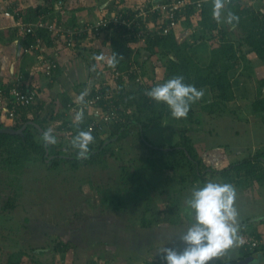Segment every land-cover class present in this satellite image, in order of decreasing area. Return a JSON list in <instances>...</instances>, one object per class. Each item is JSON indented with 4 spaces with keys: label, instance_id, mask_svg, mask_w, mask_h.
<instances>
[{
    "label": "rangeland",
    "instance_id": "obj_1",
    "mask_svg": "<svg viewBox=\"0 0 264 264\" xmlns=\"http://www.w3.org/2000/svg\"><path fill=\"white\" fill-rule=\"evenodd\" d=\"M28 1L30 2V0H26V2ZM53 1V10H50L51 14H49L50 21L58 24L57 17L62 13L66 1L60 0L63 3L61 9H55L57 0ZM101 1L102 3L106 2V0ZM145 1H138L139 7H141L138 9L148 5ZM129 2L130 0L126 1L128 4ZM259 2L264 7V3ZM239 5L243 9H249L251 13L256 15L264 13L251 8L252 4L248 0L239 1ZM195 33L198 35V30ZM241 35L243 36V33ZM142 44L140 45L138 42H135V44L126 43L124 49L121 47L115 52V56L122 59L121 57H125L123 55L129 51L130 60L127 63H134V54L136 50L140 49L138 61L142 63V57L146 54ZM90 51L95 53L94 49H89L90 56ZM104 52H106V49ZM49 54L52 55V53ZM111 57L110 54L104 56V58L102 54L96 55L99 74H94L89 78L94 79V81L95 79L98 80L97 83L106 81L105 83L102 82V85H112L109 72L113 67L108 64ZM166 63L165 58L159 53L149 57L147 62L143 63L138 69L139 78L143 79L142 82H145L154 77V82L157 85L161 84ZM134 64L138 66L136 63ZM117 67L122 68L119 65L114 68ZM52 80V78L47 79V83L50 85ZM124 86L135 90L137 85L127 82ZM83 89V91L86 90L85 87ZM249 100L251 99H235V102L231 104L228 102L219 106L215 105L214 110L219 111L218 115L224 116L229 112V115L234 116L229 117L227 123L220 119L223 116L218 117L216 115L217 117L213 118L206 111H203L202 105L204 102L200 101L195 107V117H199L198 123H177L173 125L169 123L168 119H165L162 126L145 130L144 135L152 145L163 147L166 150L179 141L174 130L179 129V127H188L191 130L187 135L192 139L197 151H200L201 148L206 149L205 152L201 151V154L197 152L198 155L195 154L196 159L205 158L206 164L211 165L209 163L210 157L206 155L207 153L213 154L208 150V139H210V142L219 141L221 143L219 145L225 144L220 148L223 153L227 150L228 145L229 152L233 151L237 144L245 145L244 140L246 139L254 144H258L260 140V142L264 141V119L256 116V113L260 112L253 108L254 101L257 99H253L252 103V100L250 102ZM211 101L213 99H209L206 104L211 103ZM57 106V100L55 102L51 100L46 108L54 111ZM45 110L40 115L44 114ZM133 111L134 107H123L121 111L123 114H118L117 123H124L127 115H131ZM88 117L86 116L84 119ZM238 118L240 119L238 120ZM11 121H13V125L7 126H14L16 121ZM215 127H217L216 130ZM253 130H256L257 133ZM260 132H263V134ZM68 134L70 132L67 130L65 133L57 134L55 146L70 151V142L73 136L72 133V137ZM237 134H240L239 137H235ZM59 138L61 140H58ZM34 139L41 142L37 136ZM209 147L211 146L209 145ZM113 149L116 150L117 157L109 156L104 162L96 166H84L74 169L70 167L69 163H63L57 169L49 170L46 163L36 158V160L32 159L26 162L19 173L12 165L7 166L4 164L3 160L6 159V154L0 156V264H5L13 254L15 256L12 259L20 261V264H36L32 263L36 259H39L41 264H145L150 259H156V255L160 254V249L152 248L147 243L145 235H141L139 232L137 234V245L134 243V231L138 227H142L138 223L141 216L154 223L158 221L157 225L151 227H169V225L191 224L193 222L185 201L190 196L193 188L201 187V184L199 182L191 183V179L185 170L188 167L181 169V174L178 170L166 171L159 168L142 167V161L149 156V151L139 142L135 131L126 136L122 144H115ZM263 149L264 146L258 151ZM229 152H226L225 155L227 162L234 163L243 158L240 157L241 155H237L236 150L231 155ZM256 153L257 151L252 155L254 156ZM252 155L249 156L252 157ZM130 161H132L133 166H137L138 175L134 180V185L140 188L139 191L143 198L138 199L137 203L121 208L123 210H116L114 200L111 201L107 193L109 190V194L114 196L119 191L120 168L123 163H126L125 167H127ZM206 164L203 163L205 167H207ZM243 178L242 175L241 179L236 178L234 180V184L230 183L235 187L236 196L241 195L242 192H251L255 197L260 198L263 192L259 191V184H251L250 181L243 180ZM237 180L243 181V183L238 186L235 184ZM7 202L13 208H5ZM164 205L165 209L169 205L175 209L174 212L176 213L169 212V214H165L163 211L164 213L158 214L157 210H161ZM243 216L244 213L241 210L238 218ZM169 217L171 220H177V222L171 224V221H166ZM24 218H27L28 222L24 221ZM261 234H264V226ZM59 243H68L70 246L64 258H61L58 253H53V249ZM170 248L177 249V246L171 244ZM41 249H49V253L46 256L29 253ZM80 250L81 254L79 253ZM51 257L54 258L51 260ZM136 260L140 263H137ZM78 261L80 263H77ZM153 262L151 264H155ZM162 264H165V262H162Z\"/></svg>",
    "mask_w": 264,
    "mask_h": 264
},
{
    "label": "trees",
    "instance_id": "obj_2",
    "mask_svg": "<svg viewBox=\"0 0 264 264\" xmlns=\"http://www.w3.org/2000/svg\"><path fill=\"white\" fill-rule=\"evenodd\" d=\"M175 1L178 0H148L147 6L149 7L153 5L154 2L170 3ZM183 1H189L194 4L187 7L184 12L180 14V17L182 14L183 15L180 19L181 22H179V27H185L187 30H190V33H192L193 26L196 23V25L202 29V33L204 35L200 34L192 38V36L195 35L193 34L190 37L192 39L184 38L183 40H179L173 31H171L168 35L161 37L149 35L145 40V43L142 44V48L146 52V60L149 57L156 55L157 53L165 58V61L167 63L164 69L165 73L162 78V83L174 76L182 75L186 84H192L197 89L208 88L213 94L214 98L211 103L206 104L208 99H201L191 105L186 119H175L171 116L169 109L165 105H158L145 95L146 91L157 85L154 82V77L150 78L148 81L145 79L146 81L140 84L136 82L137 73L135 72L137 71L134 69L135 72L129 73L127 82L136 84L137 86L135 87V90H133L132 88L129 89L127 86H124L122 80L113 79H111L112 85H101L100 89L98 90L88 88L89 97L95 95L96 93H109V105L110 107L114 106L115 108H117V114H123V112H121L123 107H134V114L132 113L131 115H127L124 123L111 124L102 133L91 132L92 136L94 137V142L89 145L90 154L88 159L78 160L76 158L77 151L72 147L69 151L55 145L47 146L48 157H46L45 144L41 140L42 134L39 133V130L30 126L26 128V130L24 131V135L0 134V156L6 154V159L4 158L5 160H3L4 164H6L7 166L12 165V167L15 168L19 173L23 169V166L26 162H29L32 159L36 160V158H38L43 163H46V159L49 158L50 155H54V158L46 163L49 170H55L63 163H69L70 167L74 169H78L84 166H96L104 162L109 156L116 158L117 153L116 150L113 149V146L115 144H122V141L125 139V137L135 131L138 136L139 142L149 151V156L146 158V160L144 159L142 161V167L151 169L159 168L166 171L178 170L180 174L181 169H184V167H188V169L185 170L186 174L191 179V183L193 184L195 182H199L201 184V187L209 181L234 184V180L236 178L241 179L242 175L244 176L243 180H248L251 182V184H263L264 149L257 151V153L252 157H246L237 162L231 163L220 170H215L208 166L205 167L201 159H196V149L192 143V139L187 135L191 130L188 127H179V129L174 130V132L178 135L179 141L176 142L174 146L166 150H164L163 147H155L154 145H152L144 135L145 130L162 126L165 119H168L169 123L173 125L177 123H198L199 117H195V107L200 103V101L204 102L202 108L203 111H206L208 113V115H218L219 111L214 110L215 105L219 106L220 104H225L233 100V93L228 77L229 69L226 66V63L230 60H236V51L234 48V44H232L227 39L229 28L232 26L227 24L226 22H223L224 16H226L227 11L230 10L240 17L238 25L235 26V28H238L243 33V38L239 45L248 47L249 51L255 53L256 56L264 64V13L256 15L254 13H251L249 9L241 8V6L239 5V1L241 0H230V3L226 5L225 12L222 14L221 22L217 23L212 17V0ZM198 3L199 6L197 5ZM121 4V1L117 0V3L115 1H112L111 6L117 7ZM135 10L136 9L132 8H122L120 6V8H117L114 12H112V15L108 18H112L113 16H122L123 18L132 19L136 14L134 12ZM156 18V14H154L151 18H138L131 27H127L125 25L119 26L116 24H110L108 25V27L101 30L98 38L101 35H104L106 38L105 40L108 41V43L110 44V48L115 53L121 47L124 49V45L126 43H139V40L136 37V32L139 31L142 22L145 23L148 21H152L154 23ZM85 24L86 23L84 21H79L70 27L66 26V28H79ZM219 24H222V26H220ZM208 33H210L209 37L207 36ZM39 36L45 46H47L46 48L51 49L56 45L55 43L53 44L54 41L51 40L46 32L41 31L39 33ZM205 37L209 39L208 45L210 49V59L206 67L202 68L194 63L189 51L191 50L194 42H197V40H201ZM29 42V38L25 39V44H28ZM139 54L140 49L136 50L134 54V63H136L138 66H136L134 63H127L130 60L128 51L127 54L123 55L125 57H121L122 59L117 63V65L121 66L122 68L117 67L111 69L112 71L110 70L109 76L112 75V72L114 70L125 71L131 66H136L135 68L138 70L145 62L142 61V63H139ZM92 61L95 69V59H93ZM123 68L125 69L123 70ZM260 84L261 87H264V79L260 81ZM257 100L254 101L253 108H256L255 110L258 112H264V99ZM67 103L68 101L64 99L63 104H65L66 106ZM23 111L24 110H18L16 113V115H20V123H17L14 126H7L0 122V128L9 127L15 130L21 128L22 125L29 122L25 119L26 115ZM55 118L61 120V123L58 127H56V130H61L62 128H64L65 130L70 132V134H68L70 137L74 136L79 130L88 131L90 117L84 119L83 123H81L79 127H77L75 123L68 124L63 116H58ZM38 124L44 131L48 130L45 126V119L40 120ZM35 136L40 138L41 142L36 141L34 139ZM61 156L64 157L62 158ZM131 162L132 161H130L129 164L127 163V167H125L126 163H123V166L120 168L121 174L119 179V191L114 196L109 194V190L107 193V196H110L111 201L114 200L116 210H123L121 208H125L132 203H137L138 199H140L141 197L143 198V195L139 191L140 188L134 185V180L138 175V170L137 166H133ZM236 182L237 183L235 184H237L238 186L243 183V181L238 180ZM4 207L10 209L13 208V206L8 202ZM157 211L158 214H162L164 212L165 214H169V212L173 213L175 209L171 208L169 205H167V209H165L164 205L161 210ZM175 213L176 212H174V214ZM165 214L163 215L165 216ZM190 217L192 218V216ZM166 221H171V224H175V222H177V220H171L170 217L166 219ZM138 223L143 228H150L153 225H157L158 221L154 223L151 220L146 218L144 219V217L141 216ZM252 236L260 239L264 235L252 233ZM69 247L70 246L68 243H59L55 247V249H53V253H58L61 255H59L61 258H64ZM241 252V259H245L252 256V254L256 252V250L247 251L245 250V244H243L241 246ZM13 256H15V254H13ZM13 256L11 255L7 259L5 264H20V261L12 259ZM161 258H163V254H158V258L150 259L145 264H151V262L153 261H155L153 262L155 264H162V262L165 261H161ZM225 264L232 263L228 262Z\"/></svg>",
    "mask_w": 264,
    "mask_h": 264
},
{
    "label": "crops",
    "instance_id": "obj_3",
    "mask_svg": "<svg viewBox=\"0 0 264 264\" xmlns=\"http://www.w3.org/2000/svg\"><path fill=\"white\" fill-rule=\"evenodd\" d=\"M65 1V7L62 13H60V15L57 17L59 24L64 27H70L79 21H84L88 24H95L102 17L106 18L111 16L112 12H114L117 8H120V6L122 8L128 9L141 8L138 4L139 0H130L129 4L126 3L127 0H120L122 4L117 7L111 6L113 0H106V2L104 1L103 3L101 0ZM115 2L117 3V1ZM145 2L147 3V0ZM53 3V0H30V2H26V0H0V90L6 89L11 81H13L18 75H22L21 83H23L24 87L25 85H30L35 87L38 91L36 105L29 109H21L24 110L23 112H25V119L28 121H37L41 118L45 119V126L47 127V129H52L53 135L56 137L57 134L60 135L62 133H65L66 130L64 128H62L61 130H56V127L60 125L61 120L55 117L63 116L68 124L75 123L74 116L78 110V107L76 105L78 103L77 97L84 90L83 87H85V89L87 90L88 88L98 90L100 89V86L106 82L99 81L97 83L98 80L95 79L94 81V79L89 78V76L99 74L96 55L102 54L104 58V56H109V54H116L114 53V51L112 52L110 44L105 40L106 38L104 35H101L98 38L95 36H91V34L90 36H87L85 38L76 39V48H65L61 43L53 42V44L55 43L56 45L51 49H47V53H52V55H49H51L52 58L58 62L59 67L55 72V76L52 77L53 80L49 85L47 83V79H45V77H42L43 75L40 72V65L37 57L35 55L24 54L22 52V47L25 44V39H27V37L19 28H17L16 24L18 22H36L39 20V18L46 16H48V19H50L49 14H51L50 10H53ZM251 4V8L258 9V11L264 9L262 3L259 1ZM6 13H8V15H6ZM16 14H18V16H15ZM54 18L53 20H55ZM222 24L219 25L222 26ZM196 30H198V35L203 34L202 29L198 27L196 23L193 26L192 33H190V30H187L185 27H178L176 30L177 37L179 40H183L184 38L188 39L193 34H195L192 36L193 38L196 36ZM241 34L242 33L240 32V30L235 27H230L229 33L227 34V39L232 44H234V48L236 51V60H230L226 63V66L229 69L228 77L233 93L232 99H234V101L230 102V104L235 102V99H251L252 101L249 100V102L251 101V103L253 102V99H264V87H261L260 84V81L264 79V64L256 56L255 53L249 51L248 47L239 45L243 37ZM207 36L209 37L210 33H208ZM208 40V38L197 40V42L193 43L192 48L189 51L194 63L202 68L206 67L210 59ZM139 44L141 45L140 42ZM89 49H94L95 51V53L90 51L91 56L88 53ZM105 49L106 52H104ZM146 58L147 57L143 55L142 61H145L144 64L147 62ZM93 59H95L96 63L95 69L92 61ZM37 68H39V70H37ZM125 68H123V70ZM110 83H112V81H110ZM202 89H204V96L202 99H214L213 94L208 88ZM64 99L68 101L66 106L65 104H63ZM51 100H53V102L57 100L58 102L57 109L54 111H52L51 109L47 110L46 108L47 104ZM44 109H46L44 111L45 115L43 113L42 115H40ZM16 116L17 117L14 119L16 123L14 125L20 123L21 121L20 115L18 114ZM86 116L87 113L85 112L84 117ZM211 116L213 118L217 117L216 115ZM220 116L223 115H218V117ZM256 116H259L260 119H264V112L256 113ZM223 117H220V119L224 120V122L227 123V119L234 116L229 115L228 112V114H224ZM239 119L240 118H238V120ZM0 122L5 125H13V121H8L6 118H4L3 120L0 119ZM216 128L217 127H215V130ZM253 131L257 133L256 130ZM260 133L263 134V132ZM239 135L240 134H237L235 137H239ZM58 140L61 139L59 138ZM260 141L258 144H254L246 139L244 140V142L246 143L245 145L241 146V144H237L234 150L231 152L228 151V145V147L226 148L227 150L223 153L220 151V148H222L225 144L219 145L221 144L219 141L210 142V139H208V150L210 152H213V154L207 153L206 155L210 157L209 163H211V165L206 164L207 161L205 158H202L201 160L204 164H206V166H211V168L213 169L220 170L232 163L227 162L225 157L226 152H229L231 155L236 150V152L238 153L237 155H241L240 157H243L240 159H244L246 157H249V155L251 156L255 151H258L261 147L264 146V141ZM209 145L211 147H209ZM195 151L196 154L197 152L198 154H201V151L205 152L206 149L201 148L200 151H197V149ZM259 186V191L263 192V195L260 198L255 197L254 194H251V192H242L241 195L236 196V207L237 209H240V211L242 210L244 213L243 217L238 218L240 229L239 236L241 239L239 240L236 247L229 250L220 259L213 260L212 264H225L228 262H231L233 264L237 261L242 260L241 246L244 244L245 235H252V233L261 234L262 227L264 226V182ZM24 221L28 222V219L24 218ZM191 224L181 223L176 225H169V227H138L134 231V243L137 245V234L139 232V234L145 235L147 243H149L152 248H170V245L174 244L179 250L183 248V244L181 243L179 237L189 226H191ZM48 253H45L43 255L46 256ZM79 253L81 254V250ZM136 253L140 254V252L137 251ZM53 258L54 257H51V260ZM156 258H158V255H156ZM258 259L259 260L254 259V262L251 264H264V258L262 256ZM161 261H164V259L161 258ZM136 262L140 263L137 260ZM32 263L41 264L39 259H36L35 262ZM77 263H80V261H78Z\"/></svg>",
    "mask_w": 264,
    "mask_h": 264
},
{
    "label": "clouds",
    "instance_id": "obj_4",
    "mask_svg": "<svg viewBox=\"0 0 264 264\" xmlns=\"http://www.w3.org/2000/svg\"><path fill=\"white\" fill-rule=\"evenodd\" d=\"M230 0H212V17L220 23L222 14ZM264 12V9L261 10ZM240 17L232 11H227L224 22L235 27ZM120 58L114 54L109 59L110 67H115ZM88 91L85 90L78 97L80 104L85 103ZM145 95L156 104L165 105L173 118L186 119L192 104L204 96L203 89H197L192 84H186L182 75L174 76L165 82L152 87ZM84 120L81 109L74 116L77 127ZM41 140L45 145H55L56 137L53 130L42 132ZM94 142L91 131L79 130L71 139V147L77 151L78 160L89 158V145ZM192 215L193 222L179 237L182 249H160L165 264H212L229 250L238 245L239 240V212L236 207V190L229 183L209 181L202 187H194L185 201Z\"/></svg>",
    "mask_w": 264,
    "mask_h": 264
},
{
    "label": "built area",
    "instance_id": "obj_5",
    "mask_svg": "<svg viewBox=\"0 0 264 264\" xmlns=\"http://www.w3.org/2000/svg\"><path fill=\"white\" fill-rule=\"evenodd\" d=\"M247 1V0H241ZM251 3L256 1L264 0H248ZM57 2V3H56ZM55 9H61L62 1L57 0ZM194 3L189 1L178 0L170 3H153L151 6H145L142 9H136L134 17L123 18L122 16L116 17H102L95 24H88L79 27V28H66L62 25L55 24V22L50 21L49 17H41L36 22L21 23L16 24L23 34L30 39L28 44L23 45L22 52L24 54H31L37 57V60L40 65V72L46 79H51L53 74L58 70V62L52 58L51 55L47 53V46L43 43L42 39L39 36L41 31H44L55 43H61L65 48H74L76 46V39L85 38L87 36L98 37L101 30L108 27L110 24L116 25H125L131 27L138 18L148 17L151 18L156 14V20L153 23L152 21L142 22V25L138 32H136V37L140 43H145V40L149 35L151 36H166L171 31H173L177 37L176 30L179 27V22L181 17L180 14L184 10L191 6ZM199 6V3L197 4ZM8 15V13H6ZM15 16H18L16 14ZM180 17V18H179ZM137 72H135V70ZM137 73L136 82L142 83V79L139 78L138 72L135 66H131L125 71L114 70L112 72L111 78L113 80H122V83L125 85L129 77V73ZM22 75H18L6 89L0 90V119L3 120L6 118L11 121L16 118V113L21 109H29L36 105L38 91L35 87L30 85H23L21 83ZM88 91V90H87ZM109 93L101 94L96 93L89 97H85V103L77 105V111L81 109L87 113V116L90 117L88 131L102 133L105 129L111 124L117 123V108L114 106L110 107V102H108ZM4 117V118H3ZM245 250L254 251L252 255L260 258H264V236L260 239L255 238L252 235H245L244 237Z\"/></svg>",
    "mask_w": 264,
    "mask_h": 264
},
{
    "label": "water",
    "instance_id": "obj_6",
    "mask_svg": "<svg viewBox=\"0 0 264 264\" xmlns=\"http://www.w3.org/2000/svg\"><path fill=\"white\" fill-rule=\"evenodd\" d=\"M92 69H93V66H92ZM40 120H43L42 118L41 119H39V120H37V121H29V122H27V123H25L24 125H22V127L21 128H19V129H12V128H9V127H6V128H0V134H8V135H24V131L26 130V128H27V126H33L34 128H36L37 130H39V133L40 134H42V132L44 131L43 129H41V127L39 126V124H38V122L40 121ZM47 146H49V145H45V150H46V154H45V156L46 157H48V147ZM62 158L64 157V156H61ZM54 157H49V158H47L46 159V163H48L49 162V160H52ZM49 252V250L48 249H41V250H39V251H31V252H29L30 254H32V255H41V254H45V253H48ZM254 259H257V256H250V257H247V258H245V259H242V260H240V261H237V262H235V263H233V264H251V263H253L254 262Z\"/></svg>",
    "mask_w": 264,
    "mask_h": 264
},
{
    "label": "flooded vegetation",
    "instance_id": "obj_7",
    "mask_svg": "<svg viewBox=\"0 0 264 264\" xmlns=\"http://www.w3.org/2000/svg\"><path fill=\"white\" fill-rule=\"evenodd\" d=\"M35 120H36V119H35ZM27 127H30V126H27ZM32 127H33V126H32ZM51 156L54 157V155H50L49 157H51Z\"/></svg>",
    "mask_w": 264,
    "mask_h": 264
}]
</instances>
